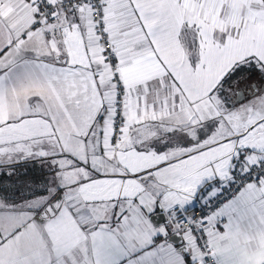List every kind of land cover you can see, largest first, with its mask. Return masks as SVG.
<instances>
[{
	"label": "snow or ice",
	"instance_id": "obj_1",
	"mask_svg": "<svg viewBox=\"0 0 264 264\" xmlns=\"http://www.w3.org/2000/svg\"><path fill=\"white\" fill-rule=\"evenodd\" d=\"M0 264H264V0H0Z\"/></svg>",
	"mask_w": 264,
	"mask_h": 264
}]
</instances>
